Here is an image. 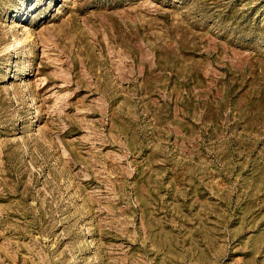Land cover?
<instances>
[{"label": "rangeland", "instance_id": "1", "mask_svg": "<svg viewBox=\"0 0 264 264\" xmlns=\"http://www.w3.org/2000/svg\"><path fill=\"white\" fill-rule=\"evenodd\" d=\"M0 264H264V0H0Z\"/></svg>", "mask_w": 264, "mask_h": 264}]
</instances>
